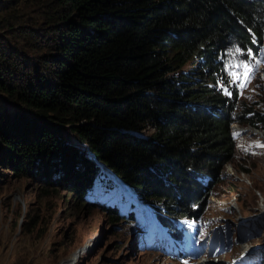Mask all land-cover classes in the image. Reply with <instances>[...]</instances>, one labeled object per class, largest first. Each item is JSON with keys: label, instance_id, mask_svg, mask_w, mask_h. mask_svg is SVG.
Wrapping results in <instances>:
<instances>
[{"label": "trees", "instance_id": "16d2710c", "mask_svg": "<svg viewBox=\"0 0 264 264\" xmlns=\"http://www.w3.org/2000/svg\"><path fill=\"white\" fill-rule=\"evenodd\" d=\"M47 1L24 44L18 6L0 0V165L84 207L106 168L156 217L196 220L234 159L231 126L264 130V95L211 88L227 83L224 58L260 47L264 0Z\"/></svg>", "mask_w": 264, "mask_h": 264}, {"label": "rangeland", "instance_id": "374dc122", "mask_svg": "<svg viewBox=\"0 0 264 264\" xmlns=\"http://www.w3.org/2000/svg\"><path fill=\"white\" fill-rule=\"evenodd\" d=\"M11 2L26 25L16 34L24 44L35 41L48 23V1ZM0 39H5L1 32ZM241 64L237 58L227 66L236 87L241 81L231 82L230 73H242ZM188 68L189 63L182 69ZM248 84L239 87L241 101L248 104L258 93L263 98L264 76L249 89L253 97ZM211 88L220 94L217 85ZM249 127L230 128L234 159L209 189L196 220L156 217L148 201L132 199L106 168L95 184L97 197H89L100 204L88 201L84 207L68 190L54 192L30 173L0 165V264H264V149L253 150L248 143L252 137L263 140L264 131ZM147 130L140 135L147 137L152 132ZM118 204L119 221L112 222L105 207ZM163 223L171 229L164 230Z\"/></svg>", "mask_w": 264, "mask_h": 264}, {"label": "bare ground", "instance_id": "6f19581e", "mask_svg": "<svg viewBox=\"0 0 264 264\" xmlns=\"http://www.w3.org/2000/svg\"><path fill=\"white\" fill-rule=\"evenodd\" d=\"M257 47H259V46L257 45ZM237 55H238V52H236V56ZM236 56L233 57V59H231L229 61L228 65L227 64L226 65L229 66V67H231V64L237 58H240V63H248L249 66L252 68V75H251L250 82L248 84V88H251L253 86V84L255 83V74H254L255 73V70L258 69V68H263L264 69V46L260 45V47L258 49L252 50V55H249L248 54V51H246V54H245V56L243 58H241L240 56H237V57ZM223 60L226 63L225 58ZM257 61H260V63L257 64L256 63ZM237 125H239V124L235 123L231 127H233V126L235 127ZM249 128L255 129L253 127H249ZM255 130H258V129H255ZM259 131H264V130H259ZM260 137H262V136L260 135ZM263 143H264V141H263ZM233 264H237V263L234 262Z\"/></svg>", "mask_w": 264, "mask_h": 264}, {"label": "clouds", "instance_id": "9594fccd", "mask_svg": "<svg viewBox=\"0 0 264 264\" xmlns=\"http://www.w3.org/2000/svg\"><path fill=\"white\" fill-rule=\"evenodd\" d=\"M261 45H262V44H261ZM262 46H264V45H262ZM256 70H259V68L256 69ZM256 70H255V72H256ZM223 73H224V77H225V80L227 81V83L224 84V83L221 82V83H219L217 86L221 89V94L223 95V97L230 98V97H231V92H232V90H231L230 77H229V73H228V71H227V65H226V63H224ZM254 74H255V73H254ZM255 82H256V78H255ZM237 89H238L237 102L239 103V101H241V100H240V97H239V92H240V90H239V87H237ZM249 89H250V88H248V91H249ZM248 91L245 90V91L243 92L242 95H245ZM250 94H252V97H253V91H249V94H248V95H250ZM258 95H259V93H258ZM258 95H255V97H258ZM255 97H254V98H255ZM249 100H250V101H253V99H251V97L249 98ZM237 135H238V134H237ZM242 140H245V139L242 138ZM252 140H253V141H260V139H256L255 137H252ZM252 140H250V141H252ZM248 142H249V141H248ZM246 143H247V141H246ZM166 218H167V217H166ZM189 219H190V218H189ZM169 220L174 221L173 219H169ZM193 220H194V219H193ZM163 227H164V226H163ZM164 230H170V229L164 227Z\"/></svg>", "mask_w": 264, "mask_h": 264}, {"label": "snow or ice", "instance_id": "6c2138e0", "mask_svg": "<svg viewBox=\"0 0 264 264\" xmlns=\"http://www.w3.org/2000/svg\"><path fill=\"white\" fill-rule=\"evenodd\" d=\"M235 51L239 52L240 49L236 48ZM248 54L252 55L251 49L248 50ZM256 63L259 64L260 61H257ZM232 67H236V66L233 65ZM239 67L243 68V72L237 73L233 71L232 73H230L231 78H232L231 82L241 81V83L239 84V87L244 88L247 85V83L250 82L251 75H252V68L249 66L248 63H242L241 65H239Z\"/></svg>", "mask_w": 264, "mask_h": 264}, {"label": "built area", "instance_id": "2783aa9c", "mask_svg": "<svg viewBox=\"0 0 264 264\" xmlns=\"http://www.w3.org/2000/svg\"><path fill=\"white\" fill-rule=\"evenodd\" d=\"M261 76H264V69L263 68H259V75H258V77L255 76V78H261Z\"/></svg>", "mask_w": 264, "mask_h": 264}]
</instances>
